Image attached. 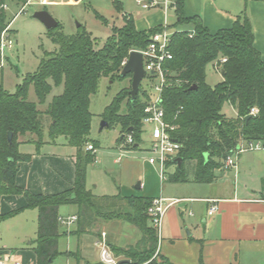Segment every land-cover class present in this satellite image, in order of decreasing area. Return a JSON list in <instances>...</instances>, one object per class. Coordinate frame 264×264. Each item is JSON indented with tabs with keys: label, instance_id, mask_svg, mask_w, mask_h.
<instances>
[{
	"label": "trees",
	"instance_id": "trees-1",
	"mask_svg": "<svg viewBox=\"0 0 264 264\" xmlns=\"http://www.w3.org/2000/svg\"><path fill=\"white\" fill-rule=\"evenodd\" d=\"M25 1L0 0V33L14 17L8 18L7 5L13 2L20 10ZM112 5L117 13L122 12L120 0H112ZM174 12L173 26L188 24L192 30H173L169 44L172 58L163 63L169 83L162 92V105L165 120L176 126L172 136L181 144L177 157L182 159L169 179L185 181V162L194 161L195 181L207 183L215 178V170L241 139L264 140V64L254 46V33L245 10L236 16L231 27L215 33L203 25L199 16H185L184 0H174ZM121 18L122 24L111 28L100 48H95L92 34L83 25L75 33L66 34L58 23L46 32L57 49L45 51L35 71L26 73L15 91L9 92L0 84V195H20L26 201L24 208L37 210V232L31 241L36 264H51L60 255L58 240L65 234L60 232L58 220L62 205L76 206V222L82 229L97 220L119 219L141 231L136 246L112 248L115 255L125 258L119 264H173L159 253L152 258L158 244V234L147 214L152 198L96 196L86 187L87 166L95 156L84 147L89 143L96 146L89 138L90 96L97 92L101 77H131L120 76L122 62L130 51H144L151 35L162 30L161 25L138 30L130 14L122 12ZM222 58L226 60L221 62ZM216 61L221 80L209 85L205 68ZM193 85L196 89H190ZM31 87L36 101L29 99ZM53 88L59 91L47 101ZM129 90L130 86L121 89L104 107L101 117L108 127L119 125L118 142L131 133L133 144L126 149H136L141 143L143 110L149 95L139 86L132 99ZM225 104L235 109L234 117L224 115ZM252 107L258 112L245 119ZM44 126L48 140L43 139ZM9 132L11 142L7 141ZM27 135L34 136L27 142L35 146V153L44 143H55L59 136L76 149L70 189L34 194L16 184L18 164L32 157L18 149L19 138ZM171 164L174 160L166 163ZM24 208L0 214V223ZM199 264H204L201 258Z\"/></svg>",
	"mask_w": 264,
	"mask_h": 264
},
{
	"label": "crops",
	"instance_id": "crops-1",
	"mask_svg": "<svg viewBox=\"0 0 264 264\" xmlns=\"http://www.w3.org/2000/svg\"><path fill=\"white\" fill-rule=\"evenodd\" d=\"M80 1L82 0H60L59 3L73 6ZM120 1L122 12L133 17L138 30L164 23L171 30H183L178 25L173 26L176 20L173 8L174 15L170 16L169 10L166 12L159 8L144 10L138 5V9L131 10L127 8L125 1ZM55 3L57 1L47 0L45 5ZM13 5L19 7L12 2L7 5L6 10ZM38 10H46V8L42 7ZM243 10L250 19L254 33V46L260 52L264 64V0H184L185 16H199L203 25L211 33L231 27L236 16ZM122 12L117 14L121 15ZM16 14L13 16L15 17ZM58 23L61 24L57 21ZM8 26L13 34L10 24ZM61 26L63 28L62 24ZM188 26L187 30H192L191 25ZM230 107L233 110L231 116L226 115L223 109L222 112L228 117H234L236 111L232 106ZM32 137L27 135L19 138V151L32 154V157L29 161L18 164L16 184L34 194H56L70 189L75 176L76 149L74 147V149L59 148L66 147L64 146L66 142L56 140L53 144L41 146L39 152L35 153V146L27 142ZM118 143L117 139L116 146L120 148ZM145 164L150 175H155L159 189H156L157 186L154 187L152 177L148 176L145 180L138 181L133 188L122 191L120 187H117L115 191L108 193V191H99L98 183L90 187L87 174L86 187L96 196L120 194L122 197L152 199L161 196L167 199L166 204L170 203L169 199H177L178 201L170 204L166 209L156 249V253L166 257L173 264H199L200 258L204 264H260L259 261L264 264V151H246L239 154L236 167L225 168L223 162V165L215 170V178L207 183L195 181V162L190 161L189 164L193 168L192 177H186L185 181L171 180V188L167 189L164 188V181L157 178L159 177L157 168L147 159ZM166 167L168 171H172L170 172L172 174L176 164L166 165ZM211 200H215L217 205L216 211L212 214L208 212L212 204ZM25 205L26 201L20 195H0V214L24 208ZM60 208L61 206L59 211ZM27 211L29 209L24 208L16 215ZM35 212L36 227L32 232L36 236V209ZM73 215H77L76 206L69 216ZM59 217H61L60 213ZM30 232L23 233L22 239H18L15 243L0 241V253H11L22 264H36V255L31 244L35 236L27 239L32 236ZM60 232H65L58 240L61 260L54 263V259L51 264L99 263V251L95 241L101 233H104L112 252L113 247L136 246L142 237L141 231L135 225L119 219L97 220L83 229L75 222ZM87 234L93 236L94 248L89 246V241L86 240ZM61 239L64 241L63 246L60 247ZM10 245L18 249L11 250ZM115 256L118 260L125 259L123 255Z\"/></svg>",
	"mask_w": 264,
	"mask_h": 264
},
{
	"label": "rangeland",
	"instance_id": "rangeland-1",
	"mask_svg": "<svg viewBox=\"0 0 264 264\" xmlns=\"http://www.w3.org/2000/svg\"><path fill=\"white\" fill-rule=\"evenodd\" d=\"M54 1H57V3L52 5H28L23 12H19V7L15 5L9 6L7 10L8 18L10 19L15 13L17 14L10 23V27L14 32V46L6 50L5 55L8 58L4 61L2 69H0V84L5 90L9 92L15 91L16 86L21 83L24 75L35 71L44 52H53L57 49V45L52 43L48 38L46 33L47 29L43 23L33 17V13L36 10L45 7L57 21L61 22L63 25V32L66 34L75 33L79 28V26H77L78 24L85 26L92 34L95 48L102 47L104 41L108 35H110L112 27L122 24L121 15L117 14L115 11L112 0H82L73 6L59 3L60 0ZM123 1H125L127 8L131 10L138 9L135 0ZM93 9H95L107 22L98 19ZM168 13L170 16L174 15L172 9H169ZM178 27L183 30L189 29L188 24H180ZM216 65L218 66V72L215 68ZM216 65L208 64L205 68V80L209 85H214L221 80L219 64L216 63ZM130 83L131 77H126L124 79L115 78L114 80L109 77H101L97 92L90 96L89 110L92 113V120L89 138L91 142L96 143V146L93 151L95 160L87 166L86 174L88 185L92 187V184L98 183L99 191H108V193H111L110 191H115L117 187H120L123 191L130 187L133 188L138 181H143L146 177L151 176L145 164L149 156L148 148L151 143L146 126L142 127L139 148L129 149V147H127V149L123 150L116 146V141L120 135L119 125H111L110 127H103L100 129L103 120L101 117L103 108L121 89L129 87ZM140 87L142 91L148 92V86L145 82L142 81ZM58 91L59 89L53 88L47 97V101H49L53 94L58 93ZM29 99L36 101L32 87L30 88ZM123 109L124 107H122V111ZM223 112L228 116L233 114V110L229 104L224 105ZM43 139L48 140L47 128L45 126L43 130ZM57 140L59 142H66L63 136H59ZM123 141L118 143L119 147H121ZM45 144L53 143H44L42 146ZM64 146L66 147L61 146L59 148H73L68 145L67 142ZM85 148L86 147H84V149ZM189 163L185 162V173L187 178L193 175V168ZM170 172L172 171H168L167 169L165 171V175L167 176L164 180L165 189L171 188L170 184H172V181L171 179L169 181L167 180ZM151 177L154 187L157 186L156 189H159V183L156 184L155 175ZM157 178L159 177L157 176ZM73 208V205H62L59 211L61 217L66 218L69 216ZM27 209H29V211L26 213L10 217L0 223L1 242L3 241L9 244L12 242L15 243L18 239H22L23 233L29 231H31L30 233H32V236H29L27 239H32L35 236L32 230L36 227V212L35 209L32 208ZM70 226L71 225L60 223L59 228L63 231ZM136 232L139 233L137 229ZM86 238V240L89 241V246L94 248L92 246L93 236L87 234ZM63 241L64 240L61 239L60 247L63 246ZM9 249L16 251L18 248L11 247L10 245ZM156 255L157 253L155 251L152 258H157ZM60 260L61 257L58 256L55 258L54 263H57V261L60 262ZM259 263L263 264L261 261H259Z\"/></svg>",
	"mask_w": 264,
	"mask_h": 264
},
{
	"label": "built area",
	"instance_id": "built-area-1",
	"mask_svg": "<svg viewBox=\"0 0 264 264\" xmlns=\"http://www.w3.org/2000/svg\"><path fill=\"white\" fill-rule=\"evenodd\" d=\"M137 5L144 10L159 8L166 12L169 9H174V0H135ZM47 0H26L19 12H23L28 5H45ZM4 7H6L4 5ZM162 30L155 32L150 37L148 47L142 52L143 68L145 75L142 81L148 86L149 99L144 107V116L142 118V127L146 126L149 132L150 146L148 148L149 156L147 161L155 166L161 181H164L167 176L165 171L167 169L166 163L173 161L177 157V153L181 148L180 142L172 136V132L176 126L170 124L165 120V112L162 105V92L165 86L168 85L166 77V69L163 68V63L167 59L172 58L169 51V44L173 30L164 23ZM193 33L191 32L190 36ZM14 40L13 34L9 30V26L2 30L0 33V68L4 65L6 59L5 52L13 48ZM139 51V50H138ZM127 59V58H126ZM122 62V66L126 62ZM226 59L222 58L221 62ZM218 61L213 65L215 66ZM215 68L218 72V66ZM150 76H153L152 78ZM258 112L256 107H252L249 111L250 115H255ZM133 144V137L131 133H127L120 149H126V145ZM87 150L94 151L92 144L86 145ZM246 151H264V140H246L241 139L232 149L224 160V167H236L238 155ZM167 199L164 197H155L152 199L150 206L147 209V214L152 226L155 228L157 234L160 233L162 220L167 207L178 201L177 199H169V204H166ZM212 204L208 208L210 214L214 213L217 209L215 200L210 201ZM62 224L71 225L77 221V215L69 216L67 218L58 217ZM95 246L99 251V261L101 264H119L118 258L108 247L105 240L104 233H101L95 241ZM0 264H22L21 261L13 254H1Z\"/></svg>",
	"mask_w": 264,
	"mask_h": 264
},
{
	"label": "water",
	"instance_id": "water-1",
	"mask_svg": "<svg viewBox=\"0 0 264 264\" xmlns=\"http://www.w3.org/2000/svg\"><path fill=\"white\" fill-rule=\"evenodd\" d=\"M74 1H78V0H74ZM33 17L38 19L40 22H42L46 29L54 28L57 25V21L47 10H37L33 13ZM77 26L80 27L79 24ZM127 74H131L129 95L133 99L137 94L143 76L145 75V70L143 68L142 52L138 50H132L129 52L126 62L124 63L120 71V76L124 77ZM190 89H196V86L193 85L190 87ZM250 116H251L250 114L247 115L245 119H248ZM103 127H108V123L105 120H102L100 129H102ZM11 139H12V133L9 132L7 134V141L11 142ZM181 161H182L181 157H176L174 159V163L177 166L180 165ZM120 262L121 261H119L118 263Z\"/></svg>",
	"mask_w": 264,
	"mask_h": 264
}]
</instances>
